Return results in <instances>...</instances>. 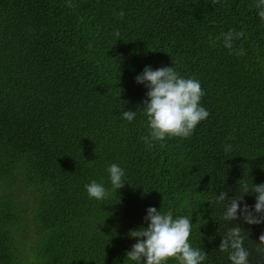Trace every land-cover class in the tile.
Masks as SVG:
<instances>
[{
	"label": "trees",
	"instance_id": "16d2710c",
	"mask_svg": "<svg viewBox=\"0 0 264 264\" xmlns=\"http://www.w3.org/2000/svg\"><path fill=\"white\" fill-rule=\"evenodd\" d=\"M230 29L243 32L231 50ZM146 65L199 80L209 111L190 137L150 150L148 89L135 79ZM111 163L127 179L117 191ZM92 180L110 189L104 201L88 197ZM253 183H264L255 0H0V264H129L149 206L191 218L204 264H231L218 247L236 224L250 264H264V223L222 218L233 198L254 205Z\"/></svg>",
	"mask_w": 264,
	"mask_h": 264
},
{
	"label": "clouds",
	"instance_id": "9594fccd",
	"mask_svg": "<svg viewBox=\"0 0 264 264\" xmlns=\"http://www.w3.org/2000/svg\"><path fill=\"white\" fill-rule=\"evenodd\" d=\"M255 9L260 20L264 21V0H255ZM119 15L122 17L123 11ZM242 36L243 32L232 29L222 33L224 47L231 50L234 40ZM135 79L148 89L143 102L147 134L141 137L147 149L155 147L157 142L163 148L167 140L173 137H190L198 123L208 118L209 111L201 103L204 90L196 78L180 75L173 66L153 69L146 65ZM136 114L133 110H123L121 116L132 121ZM231 148V144H226L224 151L228 152ZM107 173L111 190L117 191L124 186L127 179L123 167L111 163L107 167ZM84 187L88 197L97 201H104L110 191L102 181L96 180ZM249 192L256 194L254 205L242 203L243 197L233 198L230 203L225 204L222 213L225 221L232 222L242 217L249 225L264 223V183H253L251 186L245 184L243 193ZM226 197L227 194L223 191L215 193L217 202L225 201ZM209 201L213 203L211 199ZM144 219L146 227L141 225L129 232L131 237L138 238L126 252L129 264H168L170 258H174L178 264H204L207 253L194 247L189 240L193 224L191 218L186 215L174 216L171 210L165 212L149 206ZM236 225L222 235L218 248L222 252H228L231 264H250V253L244 246L243 227ZM256 251L264 255V233L259 236Z\"/></svg>",
	"mask_w": 264,
	"mask_h": 264
}]
</instances>
